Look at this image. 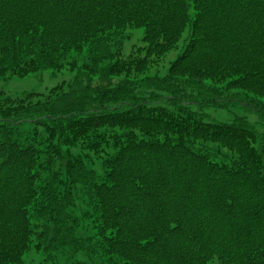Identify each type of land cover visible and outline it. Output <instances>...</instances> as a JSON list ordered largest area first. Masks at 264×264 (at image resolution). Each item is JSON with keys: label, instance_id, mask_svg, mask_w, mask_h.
I'll use <instances>...</instances> for the list:
<instances>
[{"label": "trees", "instance_id": "trees-1", "mask_svg": "<svg viewBox=\"0 0 264 264\" xmlns=\"http://www.w3.org/2000/svg\"><path fill=\"white\" fill-rule=\"evenodd\" d=\"M46 69L0 94V264H264V0H0V79Z\"/></svg>", "mask_w": 264, "mask_h": 264}, {"label": "rangeland", "instance_id": "rangeland-1", "mask_svg": "<svg viewBox=\"0 0 264 264\" xmlns=\"http://www.w3.org/2000/svg\"><path fill=\"white\" fill-rule=\"evenodd\" d=\"M129 32L131 33L130 39H126L125 41V48L123 50V55L128 56L132 51L133 44L141 45L143 42V29L137 28V29H130ZM189 34V33H188ZM187 36V33L183 35L182 40L179 42L178 47L174 49L173 51L167 53L164 58H162L161 62V70L164 72L166 68L169 66L172 60H174L181 50L184 47V40ZM71 76V73L68 71H62L57 72L56 74H53V71L51 69H46L44 71H40L37 73H33L24 77H16L13 76L9 79H0V94L2 92L6 94H12V95H18L23 93L27 90H36L44 92L48 89H50L55 84L61 82L63 79H68ZM251 105H247V110L245 111L248 114V117L252 121L259 120L258 112L257 111H251ZM212 114L215 116L228 119L229 113L225 111H214L209 110ZM240 113H244V111H241ZM44 259V253L30 250L28 253L24 256V264H40L43 262ZM49 264H52V262H49ZM57 264H65L62 260H58Z\"/></svg>", "mask_w": 264, "mask_h": 264}]
</instances>
